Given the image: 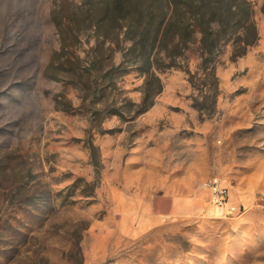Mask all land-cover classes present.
Instances as JSON below:
<instances>
[{
  "label": "rangeland",
  "instance_id": "rangeland-1",
  "mask_svg": "<svg viewBox=\"0 0 264 264\" xmlns=\"http://www.w3.org/2000/svg\"><path fill=\"white\" fill-rule=\"evenodd\" d=\"M84 2L0 0V264H264V0L245 56L209 83L191 55L143 113ZM211 178L240 217L210 213Z\"/></svg>",
  "mask_w": 264,
  "mask_h": 264
},
{
  "label": "trees",
  "instance_id": "trees-1",
  "mask_svg": "<svg viewBox=\"0 0 264 264\" xmlns=\"http://www.w3.org/2000/svg\"><path fill=\"white\" fill-rule=\"evenodd\" d=\"M84 7L82 24L93 40L92 50L122 53L121 65L113 70L123 67L122 72H135L143 81L136 113L147 111L161 93L159 75L186 71L191 55L211 83L224 47H232L235 61L258 41L250 0H85ZM260 13L264 16V2ZM75 20L71 14L69 21ZM111 79L106 72L96 88L104 89Z\"/></svg>",
  "mask_w": 264,
  "mask_h": 264
},
{
  "label": "built area",
  "instance_id": "built-area-1",
  "mask_svg": "<svg viewBox=\"0 0 264 264\" xmlns=\"http://www.w3.org/2000/svg\"><path fill=\"white\" fill-rule=\"evenodd\" d=\"M209 194V211L215 218H237L243 213V209L230 202L228 192L216 178L208 180L203 185Z\"/></svg>",
  "mask_w": 264,
  "mask_h": 264
},
{
  "label": "crops",
  "instance_id": "crops-1",
  "mask_svg": "<svg viewBox=\"0 0 264 264\" xmlns=\"http://www.w3.org/2000/svg\"><path fill=\"white\" fill-rule=\"evenodd\" d=\"M195 197L196 196H194L192 199H189V197H188V199L185 201V203H186V206H184V207H186V211H189V212H193V211H197V208H196V202H195ZM181 203H183V201H173V209H179V205L181 204Z\"/></svg>",
  "mask_w": 264,
  "mask_h": 264
},
{
  "label": "bare ground",
  "instance_id": "bare-ground-1",
  "mask_svg": "<svg viewBox=\"0 0 264 264\" xmlns=\"http://www.w3.org/2000/svg\"><path fill=\"white\" fill-rule=\"evenodd\" d=\"M208 184V181H206L205 183H204V185H207Z\"/></svg>",
  "mask_w": 264,
  "mask_h": 264
}]
</instances>
